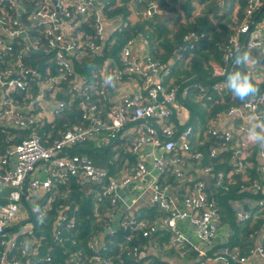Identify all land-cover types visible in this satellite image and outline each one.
Here are the masks:
<instances>
[{
  "label": "built area",
  "instance_id": "1",
  "mask_svg": "<svg viewBox=\"0 0 264 264\" xmlns=\"http://www.w3.org/2000/svg\"><path fill=\"white\" fill-rule=\"evenodd\" d=\"M73 2L74 0H42V5L33 8L34 12L29 13L21 0H0V60L5 59L6 52L14 49L13 43L3 40V37L12 40L20 38L17 37L20 29L26 27L23 18L29 14L27 18L32 23L35 22L36 25L46 23L52 26L47 51L55 54L56 65L59 68V74L40 78L37 70L26 69L23 66L22 60L26 51L21 50L16 67L0 73V127H6L4 124L12 121L21 132H28L22 142L8 147L0 156V191L10 190L6 202H0V246L6 249L5 254L0 250V257L4 256L0 264H22L18 260L13 263L7 260L9 252L18 249L15 239L20 235L23 236L24 241L21 255L24 257L29 253L32 256L37 255L36 247L30 249L36 241L32 237L31 228L26 231L21 229L12 236L8 233L12 231L17 217L24 211L26 192L32 195L40 192L49 195L40 212L36 211L39 218H43L53 209L56 201V196L53 194L54 183L66 186L71 178H77L84 190L90 186L88 193H93L100 201L105 199L109 201L112 210L105 214L107 223L104 228L109 231V236L113 237L118 232H123L128 242L137 234L152 241L156 234L170 233L171 248L192 247L197 251V264H247L256 257L264 258L263 245L254 247L247 256L231 253L227 247H224L220 254L214 257L211 255L215 247L219 246L217 237L220 217L217 205L208 199L204 179L196 177L192 180L189 177L185 158L192 160L196 165L195 168H198L203 176H210L214 170L213 167L201 165L204 157L202 153L193 152L195 129L191 122V111L179 98L180 88L170 90L166 87L170 68H161L158 63L151 60L148 53L141 52L143 45L141 35L125 44L121 54L124 69L121 71L116 66L115 71L112 72V84L121 83L124 75L129 78L127 83L121 85H128L129 91L120 99H116L119 102L109 114L110 122L92 117L89 127L67 131L52 146L42 144L36 129L39 116L32 115L34 111H30L29 115L24 114L23 108L14 105L9 93L13 89L26 91L29 83L44 85L53 97L50 103L57 113L58 109L63 107V103L57 100L54 88L69 77L73 79V89L76 92H79L83 86L80 84L82 80L75 76L69 54L85 57L102 49L101 45L90 39L86 33L76 30L78 25L88 22L92 17L95 18L96 32L103 41H108L114 33L120 32L127 26L124 22L111 36L107 35L105 28L115 19L109 20L103 15L106 4H99L98 0H80L76 5ZM11 3L17 10L16 16H11L9 13L13 8ZM51 3L55 5L54 8L51 7ZM259 7L258 0H251L246 21L225 50L224 63L212 67V75L218 79L214 89L220 94L226 93L228 76L234 71L243 69L234 63L235 56L240 51L250 52L255 63L250 64L248 68L264 83V31L258 26L253 27L249 21L253 12ZM154 8V3H151L144 12L145 16H152ZM70 21L75 22L74 29L66 26ZM27 27L32 29L31 26ZM194 38L195 35L190 34L186 37V41L191 44ZM30 44L36 50L41 48L39 41H32ZM191 47L193 48V45ZM28 50L29 46H27ZM107 74L110 75L106 70L101 73L104 81ZM84 90L87 91L88 88ZM183 94L185 96L187 90H184ZM116 96L114 93L113 97ZM208 99L211 100L212 97L208 96ZM35 102L36 99L31 100L26 108L31 110ZM90 110L95 111L96 107ZM85 117L90 118L89 115ZM225 120L232 121L235 129L238 130L237 135L246 137H235L223 124ZM253 122H264V95L247 101L240 107L230 108L225 117L214 119L207 129V134L221 135L226 142L233 144L232 148L235 150L233 162L236 166L235 172L238 173L246 168L244 158L250 155L253 148L247 137V130ZM102 130H107L113 139L132 141L124 148L125 153L135 156V165L130 167V171L129 167H126L121 174L111 176L109 171L97 167L87 157L63 154L65 149L87 141ZM256 145L259 146L261 177L255 184V190L264 191V145L257 143ZM230 148V146L226 147V149ZM221 152L222 149L214 147L209 155L211 158H217ZM12 160H15V166L10 168ZM46 163H50L51 167L46 171V177L41 178L37 174V169ZM167 168H172L173 176L180 180L177 186L162 184V177ZM224 178L225 175L221 173L220 179ZM35 201L33 197L27 200L31 203ZM145 206L156 208L157 217L151 221L135 217L136 213ZM257 206L264 207V199L257 201ZM237 218L240 222H246L250 219V214L239 211ZM67 220L65 214L60 216L56 239L60 235L61 226ZM74 225L75 219L69 222L70 228ZM100 239V236L94 237L89 243L94 253L92 259L84 263L79 258L75 264H125L122 259L115 263L112 258L104 255L101 252ZM159 251L158 246L150 245L144 249L138 246L128 255L139 260L140 256L153 254L162 261L171 262L173 258L162 256ZM46 261H50V258ZM144 264H159V262L147 261Z\"/></svg>",
  "mask_w": 264,
  "mask_h": 264
},
{
  "label": "trees",
  "instance_id": "2",
  "mask_svg": "<svg viewBox=\"0 0 264 264\" xmlns=\"http://www.w3.org/2000/svg\"><path fill=\"white\" fill-rule=\"evenodd\" d=\"M27 4L26 9L35 7L32 0H21ZM103 9V15L114 20L123 17L127 23L120 32L108 40L103 41L97 34L95 28V18L84 22L76 30L82 31L90 39L101 45L102 49L95 54H88L85 57L69 54L70 62L75 76L83 81L82 89L76 92L73 89V79L69 77L54 88L56 98L63 103V107L53 110L54 119L51 121L40 120L36 123V129L40 135L41 142L45 146H52L64 133L70 129L87 128L91 125L92 117L102 119L109 123V114L115 107L116 98L113 97L118 87L129 81L124 75L121 83L108 84L103 80L101 73L103 70L115 71L116 66L122 71L124 66L121 62V54L125 44L138 36L143 37V46L153 62L158 63L161 68H170V75L166 79L168 89L180 88V100L189 107L191 111V122L195 129V138L192 142L193 152H200L204 155L201 160L202 166L213 167L211 189H206V195L211 202L217 205L220 225L228 224L233 234L224 245L216 246L211 252L214 257L221 253L224 247L229 248L231 253H239L241 256L249 255L254 248L251 237L256 236L264 228V207L256 206L251 212L250 219L240 222L237 213L232 207V203L244 197H250L256 201L264 199V191H256L255 184L260 181V163L258 160L259 146L253 145L248 157L244 158L246 168L238 173L233 162L235 154L231 142L221 136L207 134L208 127L213 120L218 117H225L232 107H240L245 102L233 97L227 88L226 93L220 94L215 91V84L218 79L212 75L213 65L224 63V53L230 40L238 35V30L246 21L251 0H107ZM147 1L157 4L158 9L152 16L144 18L141 14L138 21L131 19L132 10L145 12L148 9ZM260 7L253 12L249 19L253 27L264 14V0H258ZM12 4V3H11ZM13 6V4H12ZM11 16L17 15V10L13 6L9 10ZM61 13V12H60ZM23 18L26 26H31L32 22ZM7 28V27H5ZM52 26L49 24H39L32 27L30 38L33 42L39 41L41 48L46 51L44 54L27 52L24 41L17 38L13 43L14 49L5 53V59L0 60V73L14 69L18 61L21 50L26 53L23 57V66L26 69H34L40 73V78L49 75L59 74L56 65L55 54L48 50L49 35ZM194 34L195 38L190 43L186 37ZM244 38V36H241ZM3 40L9 39L3 37ZM194 46L192 49L191 46ZM244 70V69H239ZM254 83L260 89V93L254 100L264 95V83L257 77ZM29 83V82H28ZM88 90H84V88ZM201 87V88H200ZM187 90L184 96L183 92ZM38 84L29 83L26 91L13 89L10 99L14 105L23 108L36 99ZM208 96L212 99L209 100ZM96 107L95 111H91ZM29 115V114H27ZM37 115V113H32ZM89 115L90 118L85 116ZM28 135L27 131L22 133L23 138L11 135V130L0 127V156L4 154L8 147L19 144ZM127 139L111 138L107 130H102L98 135L80 143L72 148L65 149L63 154L70 156H82L92 160L100 168L109 171L111 176L121 174L126 167L135 165V156L124 152V148L131 144ZM231 147L226 149V147ZM214 147L222 149L219 157L211 158L209 153ZM192 160L185 158V164ZM184 164V165H185ZM172 168H167L162 177V184L177 186L180 180L173 176ZM223 173L225 178L220 179ZM210 175V176H211ZM253 190V192L251 191ZM9 189L0 191V202H6ZM53 194L56 201L53 209L43 218H37L36 208L41 209L49 195L43 194L39 203L27 202L26 192L24 199V211L32 214L30 222L32 237H34L37 255L29 253L24 257L21 255L23 236H18L15 240L17 250H12L7 255L10 263L21 261L22 264H75L81 258L84 263H88L94 253L89 243L94 237L101 236L107 223L105 214L112 210L108 200L100 201L93 193H86L78 182L77 178H71L66 186L54 183ZM45 198V199H44ZM77 209L76 211H74ZM23 211V212H24ZM22 212V213H23ZM67 216V222L63 223L60 235L57 238L58 220L61 215ZM156 208H142L135 217L142 220L151 221L157 217ZM75 219L73 228L69 227V222ZM20 221V220H18ZM29 221V220H27ZM22 226L16 221L12 231L8 233H18ZM172 235L156 234L152 241L137 234L130 242L125 239V233L118 232L115 236H106L101 241V252L112 258L115 263L123 260L125 264H144L147 261H158L159 264H171L160 260L156 255L150 254L133 259L128 255L135 247L158 246L160 255L168 258H179L186 264H197V251L190 246L173 249L170 246ZM264 246V242L262 244ZM0 250L5 254L6 249L0 246ZM146 252V251H144ZM4 258L0 257V261ZM50 258V261L46 259Z\"/></svg>",
  "mask_w": 264,
  "mask_h": 264
},
{
  "label": "crops",
  "instance_id": "3",
  "mask_svg": "<svg viewBox=\"0 0 264 264\" xmlns=\"http://www.w3.org/2000/svg\"><path fill=\"white\" fill-rule=\"evenodd\" d=\"M18 1V0H17ZM35 2V7L34 8H37L38 5H42V0H32ZM44 1V0H43ZM80 0H74L73 4L76 5ZM99 4H107V0H104V1H99ZM27 6V4H25V7ZM51 7L54 8L55 5L53 3H51ZM29 13H32L33 11V8H31L30 10H28ZM136 11V10H135ZM147 11V10H146ZM27 12V10H26ZM34 12V11H33ZM136 14L137 15H141L143 14V12H139V11H136ZM33 18V16H32ZM124 23V21L121 19V18H117L115 19L111 24H108L105 28V33L107 35H112L114 32H116V28L118 29L119 26H121L122 24ZM36 23L33 22L31 27L35 26ZM38 25V24H37ZM66 26L70 29H74L76 26H75V22L74 21H70L68 24H66ZM81 24L78 25V27H80ZM256 26H258L259 29L263 30L264 31V14L262 15L261 19L257 22ZM30 30L31 28L29 27H22L19 31V34L17 37H20V39H22L25 43L26 46H28V42L29 43H32V40L30 39ZM9 39V41H13L11 38H7ZM15 41V40H14ZM13 41V42H14ZM31 45V44H30ZM38 51H40L41 53H45L46 51L44 50V47L40 48V49H37ZM28 53L30 54H33L31 53L29 50L27 51ZM141 52H147L146 50V47L141 45ZM41 53H38V54H41ZM107 72V71H106ZM108 77V74L106 75V79ZM80 84H82V81H80ZM129 91V87L128 85H123V86H119L117 91L115 92L116 93V99H120L122 96L126 95ZM37 98H36V102L34 103V105L32 106V109L29 110L28 108L26 107H23L22 109V112L24 114H29L30 111H34V113H37V115L39 117H41L43 120H47V121H51L54 119V116H53V110H54V106L52 103H50L52 100H53V97H51V94H50V91L47 87H45L44 85H39L38 84V93H37ZM224 125H226L234 134L235 137H240V138H244L246 136H239L237 135L236 132H238L237 129H235V125L232 123V121H227L225 120ZM4 126H6V128H8L9 130H11V135L12 136H15V135H19L18 137L20 139L23 138L22 136V133L14 124L12 121H8L4 124ZM70 130H74V129H70ZM252 145H256V143H253L251 142ZM15 166V160H12L11 163H10V168L11 167H14ZM195 163L194 162H191L189 164L186 165L187 167V173L189 174V177L192 179V180H195L196 177L198 178H202L203 174L200 172V170L198 168H195ZM51 167V164L50 163H46L45 165L43 166H39L38 169H37V174L40 175L41 178H45L46 177V171ZM193 184V183H192ZM187 189V188H186ZM253 192V190H251ZM86 193H88V191L85 190ZM28 193V192H27ZM186 193H189V192H186ZM44 194V193H43ZM43 194L40 193H34L33 195L28 193L27 195V200L31 197L35 198L36 201L34 203H39L40 201V198L43 196ZM33 203V202H32ZM257 206V201L250 198V197H244L242 199H239V200H236L232 203V207L233 209L236 211V213L238 214V212H244V213H248L250 214L251 216V212L253 211L254 207ZM144 208H147V206H145ZM28 212L27 211H24L23 213H21L18 217H17V222L22 226V229L26 231V229L30 228V222L31 220L33 219V216L32 214H27ZM20 220V221H18ZM29 220V221H27ZM185 226V225H184ZM106 230H104L103 234L100 236V241H103L104 238L106 236L109 235V233L107 234L105 232ZM233 234V231L231 229V227L228 225V224H222L220 225V230H219V234H218V244L219 245H224L228 242L229 238L232 236ZM251 241L252 243L254 244V247L258 246V245H262L263 242H264V229H262L261 232H259L256 236H253L251 237ZM35 247V244H32L30 246V249H33ZM176 261L178 263H183V264H186L185 261H182L180 259H178L177 257L176 258H173L171 259V264H175ZM247 264H264V258L262 257H256L254 258L252 261L248 262Z\"/></svg>",
  "mask_w": 264,
  "mask_h": 264
},
{
  "label": "clouds",
  "instance_id": "4",
  "mask_svg": "<svg viewBox=\"0 0 264 264\" xmlns=\"http://www.w3.org/2000/svg\"><path fill=\"white\" fill-rule=\"evenodd\" d=\"M234 63L244 70L234 71L228 76V89L239 101L245 102L255 98L260 93V89L254 83L253 73L248 68L250 64L255 63L254 58L249 51L244 50L236 54ZM112 81L113 77L109 75L105 82L111 84ZM247 137L253 143L264 145V122H253L247 130ZM36 211L39 213L40 209L37 207ZM37 218L39 219V216Z\"/></svg>",
  "mask_w": 264,
  "mask_h": 264
},
{
  "label": "water",
  "instance_id": "5",
  "mask_svg": "<svg viewBox=\"0 0 264 264\" xmlns=\"http://www.w3.org/2000/svg\"><path fill=\"white\" fill-rule=\"evenodd\" d=\"M99 1H104V0H99ZM28 46H29V51H30L31 53H41L40 51L34 49V48L30 45L29 42H28ZM41 54H43V53H41ZM258 112L260 113V109H258ZM202 178L204 179V181H205V183H206V189L210 190V189H211V181H212V179H213V176H212V175H211V176H203ZM89 189H90V186H87L85 190H86V191H89ZM105 232H106L107 234L109 233L108 230H106ZM175 264H183V263H178V262L176 261Z\"/></svg>",
  "mask_w": 264,
  "mask_h": 264
},
{
  "label": "rangeland",
  "instance_id": "6",
  "mask_svg": "<svg viewBox=\"0 0 264 264\" xmlns=\"http://www.w3.org/2000/svg\"><path fill=\"white\" fill-rule=\"evenodd\" d=\"M151 3H152V2L147 1V5H149L148 8L150 7V4H151ZM154 5H155V8H154L155 10H154V12H155V11L158 9V6H157V4H154ZM131 10L133 11V12H132L131 19H132L133 21H138V20L140 19L141 16H139V15L136 14V11L134 10V8L131 7ZM147 10H148V9H147ZM141 13H142V12H141ZM147 14H148V12L146 13V15H147ZM142 15H143L144 18H148V17H149V16H145L144 13H143ZM118 18L123 19V17H121V16L118 17ZM193 48H194V46H193ZM193 48H192V49H193ZM24 209H25V208H24ZM27 214H28V213H27Z\"/></svg>",
  "mask_w": 264,
  "mask_h": 264
}]
</instances>
